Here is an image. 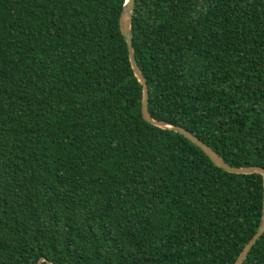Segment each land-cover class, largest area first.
Segmentation results:
<instances>
[{"label":"trees","instance_id":"1","mask_svg":"<svg viewBox=\"0 0 264 264\" xmlns=\"http://www.w3.org/2000/svg\"><path fill=\"white\" fill-rule=\"evenodd\" d=\"M124 2L0 0V264H234L259 226V173L143 120ZM131 32L151 116L264 167V0H135Z\"/></svg>","mask_w":264,"mask_h":264},{"label":"water","instance_id":"2","mask_svg":"<svg viewBox=\"0 0 264 264\" xmlns=\"http://www.w3.org/2000/svg\"><path fill=\"white\" fill-rule=\"evenodd\" d=\"M134 5H135V0H125L123 7L121 9V12H120V16H119V26H120V31L126 41L130 65L132 67L134 75L136 76V78L141 84V88H142L141 115H142L143 120L152 125L162 127V128H168V129H171L175 132L182 134L185 138H187L189 141H191L196 146H198L216 166L222 168L223 170L227 172L237 173V174L259 173L262 176L263 198H262V213H261V219L259 222V226L256 232L243 246V248L241 249L239 255L237 256L234 262V264H243L249 251L254 246V244L257 242L258 238L264 232V167L259 166V165L231 166L227 164L213 148H211L207 143L202 141L199 137H197L194 133H192L188 129L180 125L171 124L164 120L154 119L151 116L149 109H148V86L146 83V79L142 73V70L140 69L135 59L134 49L132 45L131 20H132V15L134 11ZM43 260L44 258H41L38 264Z\"/></svg>","mask_w":264,"mask_h":264}]
</instances>
